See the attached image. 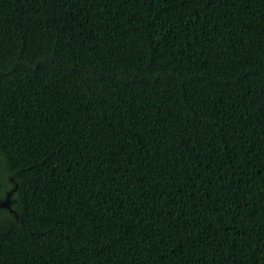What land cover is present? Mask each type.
<instances>
[{
	"label": "trees",
	"instance_id": "obj_1",
	"mask_svg": "<svg viewBox=\"0 0 264 264\" xmlns=\"http://www.w3.org/2000/svg\"><path fill=\"white\" fill-rule=\"evenodd\" d=\"M0 264H264V0H0Z\"/></svg>",
	"mask_w": 264,
	"mask_h": 264
},
{
	"label": "water",
	"instance_id": "obj_2",
	"mask_svg": "<svg viewBox=\"0 0 264 264\" xmlns=\"http://www.w3.org/2000/svg\"><path fill=\"white\" fill-rule=\"evenodd\" d=\"M9 203H10V201H9V199H8L6 202H4V203L1 205V207H9Z\"/></svg>",
	"mask_w": 264,
	"mask_h": 264
}]
</instances>
